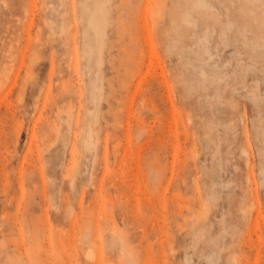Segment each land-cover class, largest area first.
<instances>
[{
	"label": "rangeland",
	"instance_id": "1",
	"mask_svg": "<svg viewBox=\"0 0 264 264\" xmlns=\"http://www.w3.org/2000/svg\"><path fill=\"white\" fill-rule=\"evenodd\" d=\"M0 264H264V0H0Z\"/></svg>",
	"mask_w": 264,
	"mask_h": 264
},
{
	"label": "bare ground",
	"instance_id": "2",
	"mask_svg": "<svg viewBox=\"0 0 264 264\" xmlns=\"http://www.w3.org/2000/svg\"><path fill=\"white\" fill-rule=\"evenodd\" d=\"M96 4H98V3H96ZM101 5H102V2H101ZM83 9L86 10L89 14V17H88L89 26L94 30V33L96 36V42H95L94 46L92 45L93 50L91 51V53L88 57V60L91 63L93 60L91 55L94 52H96L97 56L99 57L98 65L100 66L101 65L100 64V58L102 57V55H101L102 54V45H103V39L105 36L106 17L104 15V13L101 11L99 4L96 5L94 8H92L89 4H84ZM103 10H104V8H103ZM99 73H100V70L98 72V75H100ZM101 84H102V82H101ZM97 88H99V87L97 86ZM67 175H69V174H66V176Z\"/></svg>",
	"mask_w": 264,
	"mask_h": 264
}]
</instances>
